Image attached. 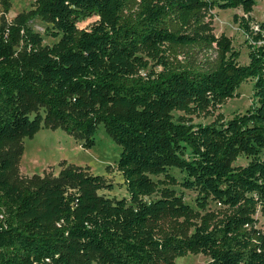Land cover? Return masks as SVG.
<instances>
[{
	"label": "trees",
	"instance_id": "16d2710c",
	"mask_svg": "<svg viewBox=\"0 0 264 264\" xmlns=\"http://www.w3.org/2000/svg\"><path fill=\"white\" fill-rule=\"evenodd\" d=\"M257 1L36 0L0 24V264H174L188 252L209 256L205 264H264V22L249 31L242 64L206 21L209 9L250 11ZM35 18L52 24L55 44H43ZM251 78L244 113L212 123L173 115L216 107ZM100 123L122 146L129 197L100 194L112 185L80 166L33 186L10 177L21 140L43 125L91 147ZM240 156L245 165L234 164ZM161 175L198 192V219Z\"/></svg>",
	"mask_w": 264,
	"mask_h": 264
},
{
	"label": "rangeland",
	"instance_id": "374dc122",
	"mask_svg": "<svg viewBox=\"0 0 264 264\" xmlns=\"http://www.w3.org/2000/svg\"><path fill=\"white\" fill-rule=\"evenodd\" d=\"M36 7V0H0V24L3 21L13 22L16 16L29 13ZM99 17L94 16L85 22L79 23L80 28L89 29ZM206 21L217 36L227 35L233 45L241 53L239 58L242 64L249 62V44L252 37L248 34L257 30L259 23L264 22V0H258L253 8L248 11L243 7L209 9ZM33 30L43 37V44L52 46L59 37L52 35V24L35 18L31 21ZM153 64V61L150 60ZM144 74V72H143ZM256 79H248L237 90V94L216 107L208 106L194 112L174 110L175 118H184L188 122L212 123L219 119L229 120L236 114L244 113L255 102L254 87ZM95 143L88 146L85 140L69 133L63 126L51 127L43 125L33 136H26L21 140L23 152L15 160L10 171V177L20 185H36L43 178L56 177L62 168L72 165L80 166L91 174L104 176L112 188H103L99 193L109 198L120 199L129 197L127 185L122 171L119 169L122 146L116 141L100 123L94 135ZM16 144L8 143V152L14 154ZM248 162L245 156L235 160V165H245ZM170 174L180 182L184 174L177 168L170 169ZM154 179L160 187H168L191 208L189 217L198 219L204 210L198 204V192L187 189L179 182H172L165 176H155ZM156 197L154 195L152 198ZM220 207L215 201H210L208 209ZM258 227L264 232V212L256 213ZM186 216H178L176 221L186 224ZM210 261L209 256L203 252H188L174 259V264H205ZM94 264H100L97 260Z\"/></svg>",
	"mask_w": 264,
	"mask_h": 264
}]
</instances>
